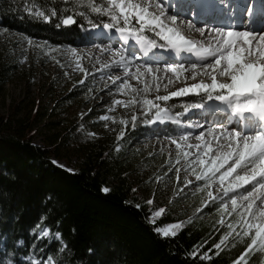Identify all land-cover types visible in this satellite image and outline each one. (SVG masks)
Listing matches in <instances>:
<instances>
[{
  "label": "snow or ice",
  "instance_id": "snow-or-ice-1",
  "mask_svg": "<svg viewBox=\"0 0 264 264\" xmlns=\"http://www.w3.org/2000/svg\"><path fill=\"white\" fill-rule=\"evenodd\" d=\"M62 2L66 5L61 12L62 25L76 24V17L79 16L88 19L93 28L101 27L118 40L117 48L111 50V54L118 59L103 67L123 70L124 78L110 75L109 79L113 85H117L116 91L119 94L131 99L114 100L109 111H113L116 106L130 108L140 103L146 124L163 123L172 121L173 117L169 109L157 101L167 102L175 97L196 96L200 102L185 105L184 112L176 115L194 108L223 112L233 121L232 126L221 125L218 126L219 130L213 127L207 132L203 131L204 125L199 122L189 124V129L202 130L198 133L186 130L178 139H171V144L175 145L176 163L179 164L183 159L187 165L185 170L191 169L195 180L203 182L199 190H207V199L202 201V206L196 211L203 212L210 203L218 205L216 210L221 215L219 224L222 227L226 225L228 231L219 243L213 245L217 254L229 237L235 234L246 246L233 260V264H249L250 257L264 255V28L238 29L231 24L209 26L207 23L196 28L191 20L177 23L179 16L199 15V11L196 5H191L186 13L169 14L172 7L170 0ZM26 11L48 22L57 16L54 8L48 10L47 14L32 9ZM93 16L100 21L99 24L91 19ZM186 31L199 33L201 39L189 38ZM130 42L137 45L131 52L128 48ZM70 51L69 63L74 62L76 69L84 72L87 78L89 73L80 63L85 57L80 56L76 49ZM162 51L170 52L173 56H187L188 60L180 63L161 61L156 53ZM161 79L166 80L163 85L165 91L177 82L187 84L189 79L197 82L179 87L167 95H156L155 100L137 99L138 96L146 97L152 90L158 93ZM130 80H135L141 87H133ZM137 118L136 115L131 118L133 128ZM100 119L116 122L109 115ZM119 123L126 127L128 122L121 120ZM123 135L121 131L118 139H123ZM191 139L197 142L191 143ZM176 172L179 173V169ZM187 184H192V181H187ZM214 186L217 194L211 190ZM102 191L107 194L110 189L104 187ZM147 203L150 205L153 201L148 200ZM164 213V208L157 209L149 216V222L163 238L175 237L183 227V222L155 227L156 219ZM225 215L231 222L225 221ZM42 235H47V231ZM196 255L194 251L193 256ZM34 264L41 262L37 260ZM48 264L55 262L48 258Z\"/></svg>",
  "mask_w": 264,
  "mask_h": 264
},
{
  "label": "trees",
  "instance_id": "trees-1",
  "mask_svg": "<svg viewBox=\"0 0 264 264\" xmlns=\"http://www.w3.org/2000/svg\"><path fill=\"white\" fill-rule=\"evenodd\" d=\"M31 5L46 13L66 7L62 0H0V27L55 43L79 36L78 24L57 27L55 20L30 15L26 9ZM41 115L39 108L19 103H10L0 114V264H30L32 258H52L55 264H233L244 250L225 245L217 254L213 245L227 232L219 221H190L175 237L158 235L149 216L161 208L159 199L135 185L124 151H114L104 139L78 138L75 129L85 126L74 121L35 144ZM133 129L130 125L123 139ZM71 140L72 154L64 149ZM54 159H74V171ZM104 187L110 189L107 194ZM207 208L214 212L217 206ZM177 222L165 210L155 227ZM41 227L49 229V238L38 235ZM249 264L264 260L257 254Z\"/></svg>",
  "mask_w": 264,
  "mask_h": 264
},
{
  "label": "rangeland",
  "instance_id": "rangeland-1",
  "mask_svg": "<svg viewBox=\"0 0 264 264\" xmlns=\"http://www.w3.org/2000/svg\"><path fill=\"white\" fill-rule=\"evenodd\" d=\"M180 2V0H170L172 7L169 9V14L186 13L192 5ZM228 6L229 4L226 0H221L215 9L229 12ZM31 8L33 11H43L38 5H31ZM61 12L62 8L60 10L57 9V16L52 17L51 22L55 20L56 24H61ZM231 14L227 21L231 20L232 22L230 23L234 22L232 26L235 27L237 20H232L234 13ZM94 17H91V19L99 24L100 21ZM179 18H183L185 21L191 20L195 26L202 24L196 23L195 15H182ZM76 19V24L80 26L79 36L74 40L63 43H55L28 34H22L15 29L0 27V114L6 111L10 103H19L21 107L25 108H30L31 106L39 108L42 113V120L39 121L40 127L37 131L40 134L34 139L35 144L42 143L43 138L47 135L57 134V131L59 129L62 130L65 126L63 124L65 122L74 121L75 125L82 123L85 127L75 129V132H80L78 138L85 142L104 139L113 145L114 151H124L126 159L132 162V169L130 168L129 174L135 185L142 192H146V194L152 193L159 199L161 208L174 213L178 222L187 223L198 220L218 222L221 215L216 210L217 208L214 212L208 211V208H204L201 213L196 211L197 208L202 206V201L207 199V190L204 192L199 190L203 182L195 180L191 169L185 170L187 165L183 159L179 164L176 163V149L175 145L171 144V139H178L186 130L193 133H198L202 130L199 128L189 129L187 127L189 124L199 122L204 125L203 131L207 132L208 129L213 127H217L219 130L218 126L221 125L224 127L232 126L229 125V120H232L223 112H215L214 117L209 114L212 111L194 108H189V111L182 115H176L184 112L185 105L200 102V98L196 96L175 97L167 102L157 101L163 107L168 108L173 117L172 121L163 123L146 124L142 114L143 106L140 103L130 108L116 106L113 111H109L114 100L128 101L131 99L129 96L119 94L116 91L117 85H113L109 79L110 75L124 78L123 70L103 67L104 65L112 64L114 59H118V57L111 56L107 58L104 57L106 55H102V51L107 48L116 49L118 40L114 39L113 42L108 40L107 35L111 33L97 31L102 28H93L89 24L88 19L79 16ZM215 20L216 22L218 21L217 18ZM250 20L249 17L245 20V27L248 26ZM257 24L264 27V18ZM96 32L101 33L96 34ZM29 41H31V44H29ZM133 44L135 47L132 43L129 44L130 52L137 48L134 42ZM71 49H76L80 56L85 57L80 63L89 73L87 78H85L84 72L76 69L74 62L69 63ZM162 52L156 53L157 58L161 61L180 63L188 60L187 56L181 59L179 55L177 59L174 56H170L172 59H168L165 58L168 55ZM168 75L169 77L172 76L171 73ZM82 80L84 81L83 84L80 83ZM195 82L197 81H192L191 79L187 81V84L177 82L174 85H170L165 91L163 85L166 80L161 79V87L158 93L152 90L146 97L138 96L137 99L147 98L155 100L156 95H167L172 91H176L179 87L188 86ZM206 82L208 81L206 80ZM129 83L133 87H141L135 80H130ZM58 91L61 92L59 94L61 96L57 99ZM104 115L113 117L116 122L101 120L100 117ZM133 115L138 117L135 121L133 132L127 135L126 140L125 138L118 139L121 131L125 133V130L130 125L133 127L131 119ZM121 120L128 122L126 127L119 123ZM56 123L62 125L57 128L58 126L55 127ZM73 140L67 141L66 146H64L67 153L72 154ZM190 142L196 143L197 141L191 139ZM169 160H171V164H169ZM74 161L73 159L68 163L65 160L54 159L57 165L70 171L75 169L73 166ZM176 169H179V173L176 172ZM187 181H192V184H187ZM211 190L214 194H217L215 186ZM214 205L218 207L217 204ZM224 219L227 222H231L227 215L224 216ZM44 231H47V235H42ZM37 233L40 237L49 238L51 236L49 229L46 227H41ZM241 246L245 248L246 245L240 242L239 238L235 237V234L229 237L226 242L227 248L234 249ZM258 256L264 260V255L258 254ZM37 260L41 264H48V259L42 258H32L27 260V262L34 264ZM6 264H16V262L8 260Z\"/></svg>",
  "mask_w": 264,
  "mask_h": 264
},
{
  "label": "bare ground",
  "instance_id": "bare-ground-1",
  "mask_svg": "<svg viewBox=\"0 0 264 264\" xmlns=\"http://www.w3.org/2000/svg\"><path fill=\"white\" fill-rule=\"evenodd\" d=\"M183 4L185 3H190L192 5H196L197 9L199 11V15H195L196 16V23H202V24H208L209 26H219V25H225L228 24L229 21H227V19L229 18V16H231V13H234L233 19L232 20H237V24L235 26V28L241 27V28H247V29H255V30H260L264 27H261L260 25H258V22H261V19L264 18V0H254L255 3L257 2L258 6H261L259 11H254L250 17V15H248V13L246 11H243L244 6H245V0H226V2H228L229 6H228V10L229 12H225L221 9H215V7L220 3L221 0H215V1H211V0H180ZM180 2V3H181ZM252 4V3H251ZM248 9V7H247ZM204 12V13H202ZM250 18V22L248 23V26H246L245 20L247 18ZM215 18H217V22L215 20ZM181 20H184L183 18H179L177 23H180ZM185 21V20H184ZM220 22L218 25L217 23ZM202 24L197 25L196 28H200L202 27ZM239 29V28H238ZM185 34L192 39H196L199 40L201 39L199 33L195 32V31H191V32H185ZM112 35V34H111ZM109 38L108 40H111L112 42L115 39V36H108ZM99 49V47H98ZM111 50L112 49H105L104 51H102V55H106L104 57L110 58L111 56H113L111 54ZM168 55V59H172L170 56L173 57V55L169 52L166 53ZM181 59L186 58V56L183 55H179ZM162 57V56H161ZM175 58H177V56H174ZM209 114H211L212 116H214L215 112H210ZM209 117V116H208ZM215 117V116H214ZM229 125H233V122L229 120ZM197 129V128H195Z\"/></svg>",
  "mask_w": 264,
  "mask_h": 264
},
{
  "label": "water",
  "instance_id": "water-1",
  "mask_svg": "<svg viewBox=\"0 0 264 264\" xmlns=\"http://www.w3.org/2000/svg\"><path fill=\"white\" fill-rule=\"evenodd\" d=\"M64 169H66V168H64ZM66 170H68V169H66ZM70 171V170H69Z\"/></svg>",
  "mask_w": 264,
  "mask_h": 264
}]
</instances>
